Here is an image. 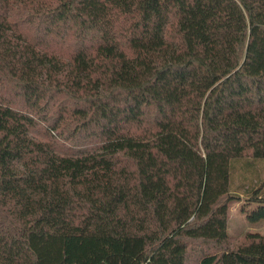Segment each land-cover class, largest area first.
Returning a JSON list of instances; mask_svg holds the SVG:
<instances>
[{
    "label": "trees",
    "instance_id": "trees-1",
    "mask_svg": "<svg viewBox=\"0 0 264 264\" xmlns=\"http://www.w3.org/2000/svg\"><path fill=\"white\" fill-rule=\"evenodd\" d=\"M240 157L264 0H0V264H264L226 231Z\"/></svg>",
    "mask_w": 264,
    "mask_h": 264
},
{
    "label": "rangeland",
    "instance_id": "rangeland-1",
    "mask_svg": "<svg viewBox=\"0 0 264 264\" xmlns=\"http://www.w3.org/2000/svg\"><path fill=\"white\" fill-rule=\"evenodd\" d=\"M231 167L230 187L232 192L239 197L230 205L226 231L233 237H244L248 232L254 231L263 233L264 219L251 222L247 217V213L257 203L247 200L250 186L255 187L261 180H264V157L236 158L232 160Z\"/></svg>",
    "mask_w": 264,
    "mask_h": 264
}]
</instances>
